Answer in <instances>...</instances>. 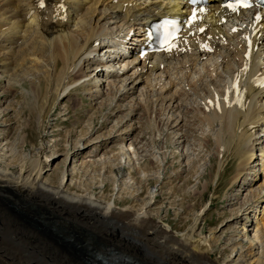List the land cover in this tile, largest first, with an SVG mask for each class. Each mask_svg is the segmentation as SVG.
I'll use <instances>...</instances> for the list:
<instances>
[{
    "label": "bare ground",
    "instance_id": "1",
    "mask_svg": "<svg viewBox=\"0 0 264 264\" xmlns=\"http://www.w3.org/2000/svg\"><path fill=\"white\" fill-rule=\"evenodd\" d=\"M219 2L211 0V4L194 10L182 1L167 4L153 0H0V73L25 68L33 76H43L46 101L57 94L58 100L69 99L72 89L78 87L84 89L86 96L97 100L108 95L113 112L104 116L102 123H111L109 118L129 110L131 104L134 108L129 107L130 111L115 119L114 128H105V140L99 141V136L93 140L94 132L89 130L74 144L72 158L91 159L116 143L99 159L82 162L84 166L100 165L106 172V168L116 171L128 165L132 156L136 157L134 154L139 152L137 148L144 138L133 134L143 122L139 105L144 104L148 95L160 96L154 97V102L165 111L168 122L164 132L174 136L173 143H181L183 150L190 148L186 145L196 135V126L207 127L212 132L216 148L209 161L217 160L214 182L222 178L230 157L238 159L231 184L238 183L245 175L248 177L244 179L242 193L229 199V205L240 207L236 220L243 223L238 222L241 225L232 232L233 237L241 232L245 236L251 223L254 237L264 246V206H261L264 203V11L254 7L228 12ZM165 13L180 18L184 28L167 50L155 53L150 48L149 25ZM132 33L136 34L134 38ZM128 46L127 55L113 59L114 52ZM94 65L97 66L91 69ZM197 67L200 76L192 78L193 72H198ZM102 86L106 89L102 90ZM131 117L137 119L135 126L122 129ZM41 120L40 111L39 124ZM3 136L0 129V137ZM128 141L130 144L126 146ZM43 164L53 171V165L43 154L22 165L0 163V204L8 224L18 227L17 235H21L18 245H14L10 233L5 237V245L0 248V264H93L82 261L80 247L88 245L90 239L72 241L76 248L65 245L62 239L55 238V225L64 226L71 237L82 236L80 233L92 235L93 244L89 248L85 246L86 249H93L95 240L99 239L104 247L113 248L117 256L140 264H146L141 261L146 260L145 255L141 254L139 260L125 256L118 249L120 246L128 251H142L143 242L122 232L152 238L154 243L169 240L172 255L185 264H216L209 259L212 250L209 241L194 236L201 213L190 231L176 237L145 212L120 209L112 199L102 201L93 192L71 193L66 185L74 172L69 167L63 170L56 185H49L43 179L46 171L42 170ZM144 179L149 181V176ZM112 182L116 185L117 179ZM106 183L110 184V180L102 183L104 187ZM120 190L124 191L119 186ZM153 202L151 198L149 204ZM22 207L28 217H36L41 211L54 223L43 228L38 221L33 223L16 212ZM252 215L254 218L250 220ZM111 234L113 245L104 237ZM234 243L241 245L240 240L233 238L231 244ZM254 245L251 243L248 251L242 253L249 264H264V251L254 255L251 251Z\"/></svg>",
    "mask_w": 264,
    "mask_h": 264
},
{
    "label": "rangeland",
    "instance_id": "2",
    "mask_svg": "<svg viewBox=\"0 0 264 264\" xmlns=\"http://www.w3.org/2000/svg\"><path fill=\"white\" fill-rule=\"evenodd\" d=\"M100 17L101 15L97 19ZM135 35L132 33L131 38H134ZM96 66H92L91 69ZM199 67L201 69L202 65ZM197 69L198 67L195 71H198ZM24 70L25 68L16 72H6L7 74L0 73V129L5 134V136L0 137V163L2 165H22L27 163L29 159H37L40 154H43L48 159V163L53 165V171H48L50 167L44 168V164L42 166L43 172L46 170L43 173V179L49 185H56L61 179L63 170L69 167L74 172L66 185L67 188H70L71 193L88 194L93 192L95 197L102 201L109 202L112 199V202L120 209H127L134 213L145 212L154 220L160 221V224L164 225L169 231L171 230L170 232L174 233L176 237L190 231L197 216L201 213L199 225L194 236L195 238L209 241L212 247V250L208 253L209 259L216 264H249V259L244 255L251 243L255 244L254 248L251 249L255 253L254 255H260L261 251H264V246L258 241L257 237H254L252 232L254 224L250 223L247 228L245 227L247 230L245 236H242L241 233L244 232H241L240 236L233 237V233L241 225L238 222H242L239 219L238 221L236 220V214H238L240 207L238 205H229V199L236 198L242 193L245 189L244 179L248 176L245 175L238 183L231 184L232 176L236 173L238 165V159L232 156L222 178L218 183L217 181L214 182L217 160L214 158L211 162L209 161L212 158H210V154L214 153L216 148L214 147L213 134L210 129L196 126V132L194 131L196 137L194 136L189 141V144L187 143L186 146L190 148L183 150L181 143H173L174 136L164 132L165 124L168 122L165 111L160 104L159 106L155 105L154 97L156 96L152 97L153 94H151L152 96L148 95V98H145L144 104L139 105L140 121L143 120V122H140V128L133 134L142 135L144 140L142 139L143 144L141 142V145L137 148L139 152L134 154L136 157L132 156L128 165L116 169V171L111 168H106L108 172L103 171V167L100 165L95 167L90 164L84 166L82 162L87 161L89 163L91 160L99 159V156L104 155L116 143L111 144L110 148L108 147L99 156L91 159L83 157L72 158L73 156L75 157L73 153L74 144L78 143L89 130L94 132L91 137L93 140L97 136L100 138L99 141L105 140L107 136L106 129L114 128V120L119 118V116H123V114L130 111V108L133 109L134 107H130V104L129 110L120 111L115 118H109L112 120L111 123H102L104 116L107 117L108 114L113 112L109 108L112 107L109 104L110 96L104 95L102 99L97 100L92 96H86L84 89L78 87L72 89L73 95L69 99L58 100L59 96L57 94V96H50L47 99L48 101H46L44 95L45 78L43 76H33ZM199 76V71L193 72L192 78H198ZM104 87L102 86V90L106 89ZM134 96L138 97V94ZM157 97L160 96L157 95ZM131 99L130 97L129 100ZM97 101L101 102L98 104ZM44 102L46 103L45 107H43ZM127 102H121V104L127 105ZM40 111L42 113L41 125L38 123ZM136 121L137 119L133 117L130 121L123 124L122 129L128 128L131 124L135 126L134 123ZM102 125L104 127H101ZM203 132L205 134L209 133L205 135ZM179 133L181 134L182 132ZM203 139L206 140L204 141ZM206 141L209 143L207 146ZM103 142L105 143V141ZM202 142L203 144H201ZM83 143L84 140L82 141ZM125 144L126 146L129 145L130 141ZM138 157L140 159L136 160ZM112 161L114 160L112 159ZM118 162L120 161L117 160L116 163L118 164ZM255 165L256 163L252 165V168ZM146 172L147 174H145ZM148 176L149 181L145 182L144 180L146 179L144 178ZM116 179L117 183L114 185L112 181ZM124 179L126 180L125 182ZM107 180H110V184L106 183L104 187L102 183ZM262 181H259L258 184H261ZM100 183L101 186L98 187ZM123 184L125 185L123 186ZM119 186L124 191H118ZM245 192L248 193V191ZM246 193L244 198L247 195ZM156 196L157 199H154ZM151 198L154 202L149 204ZM261 206L263 207L264 203H261ZM19 210H22L23 213ZM0 212V248L5 245V237L9 233L12 235L14 245L20 244L21 235H17L20 229L8 224L1 204ZM16 212L27 216V210L23 207L16 209ZM28 218L33 223L38 221L43 225V228L44 225L47 226L50 223H54L53 219L48 220V216L41 211L37 212L36 217L30 216ZM253 218L254 216L252 215L250 220H253ZM55 229L57 230V234H54L55 238L58 239L59 237L62 239V243L65 245L70 244L74 248H76V244L72 241L90 239L88 240V243L90 242L88 245L82 244L80 246L83 249L82 261L84 263L90 261L89 257L86 256L88 252L85 246L89 248L93 244L92 235L89 234L87 236L80 233L82 236H77L76 238L68 235L67 229L62 225H55ZM122 233L126 237L129 236L137 239V241L141 240L144 246L142 251H128L119 246L118 251L125 256L141 260L140 255H145L146 260L141 261L146 264H185L180 261L181 259L176 260V257L172 255L171 247L173 246L169 240H161L154 243L151 241L152 238L138 237L135 236L134 232L124 231ZM65 234H67V237L64 236ZM104 237L113 245L112 234ZM232 237L235 240H240L241 245L237 243L232 245ZM67 238H70L68 239L70 243L69 241H64ZM115 240H117L116 237ZM95 241L96 246L94 249L104 247L100 244L99 239ZM21 245L24 248L26 247L24 242ZM239 247H243V250L241 251ZM235 248L237 249L234 251ZM71 249L74 251L73 248ZM229 259H231V262Z\"/></svg>",
    "mask_w": 264,
    "mask_h": 264
},
{
    "label": "snow or ice",
    "instance_id": "3",
    "mask_svg": "<svg viewBox=\"0 0 264 264\" xmlns=\"http://www.w3.org/2000/svg\"><path fill=\"white\" fill-rule=\"evenodd\" d=\"M234 10H235V8H234Z\"/></svg>",
    "mask_w": 264,
    "mask_h": 264
}]
</instances>
